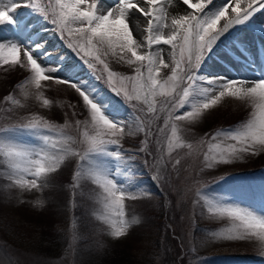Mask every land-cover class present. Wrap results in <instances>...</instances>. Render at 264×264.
I'll use <instances>...</instances> for the list:
<instances>
[{
  "label": "rangeland",
  "instance_id": "rangeland-1",
  "mask_svg": "<svg viewBox=\"0 0 264 264\" xmlns=\"http://www.w3.org/2000/svg\"><path fill=\"white\" fill-rule=\"evenodd\" d=\"M12 2L23 3L28 0H12ZM0 3L5 7L9 6V0H0ZM115 3L116 0H103L102 7L108 8L114 6ZM222 3L223 0H214L217 7ZM184 8L186 6L182 7L180 0H171L168 12L170 16H175L183 14ZM229 12L231 13V9ZM10 14L14 19L24 22L27 31H21L13 25H0L2 26L0 42H22L23 47L29 45L27 40H36L33 45L37 42L43 44L40 50L42 56L47 57L44 60L46 65L65 68L63 78H68L66 76L68 74L72 81L84 83L87 75L91 76V79L100 76L103 85L108 86L106 73L103 72V66L100 64L97 65L95 72L81 69L75 64L69 66V70L65 67L66 62H79L73 58L80 60L79 65L82 63L85 66L86 64L77 52L67 46V34L62 38L55 27L45 21L39 13L21 6ZM171 18H169V23ZM254 19L258 24L264 22V10L262 13H257ZM142 21L143 18H141L143 25ZM237 31L243 34L245 28ZM258 33V31L248 29L243 35L244 42L238 45L232 44L231 39L225 40L221 48L206 61L202 74L224 76L216 73L214 68L223 64L232 68L234 65H241L240 62L250 64L248 61L245 62L248 57L256 64L258 61L264 62V34L259 35ZM134 35L138 39H143L142 27L137 26ZM159 47L164 49L165 61L171 63L168 56L170 48L166 45ZM47 50L55 51V54L46 52ZM38 54L40 53H34L35 56ZM63 54L68 55L66 59ZM215 55H219L220 60ZM20 59L25 67L0 65V127L22 124L28 118L36 116L53 126L52 130L46 133L51 137L52 142H56L55 147L51 142L47 146L46 150L50 154H60L57 149L63 147L59 143L62 139L61 131L63 136H71L77 141L71 145L72 148L76 151H83L85 146L79 141L84 131L83 122L89 119L88 108L83 98L68 84L57 83L54 80L42 81L39 90L27 85L26 81L30 80L32 74L26 66V57L21 54ZM105 59L112 71L125 76L134 75L135 66H129L111 56ZM119 64L123 68L119 67ZM254 67L255 65L252 64V68ZM74 70L76 72L71 77ZM53 72L49 71L48 74L53 76ZM170 73V68H162L161 78H166ZM56 74L61 75L59 72ZM97 90V97L100 99L103 91L99 88ZM110 93L123 99L126 108L121 112L122 115L125 114L121 120L125 124V135L119 139L120 147L117 149L125 155L115 171H117L118 183L125 184L137 195L136 199H125L124 212L125 219H137L138 223L132 224L127 235L119 239L110 234L108 224L99 218L104 211L101 189L87 176H83L78 182L73 179L78 170V157H67L56 172L49 174L46 181L40 182L41 187L32 189H22L14 185L8 179L6 165L0 158V264H128V261L122 260L118 255V250H113L114 247L128 248L132 252L131 256L135 264H177L176 260L169 259V255L164 253L165 244L162 241L167 242L163 230L168 224L166 218L162 219L160 213L162 206L159 202L164 199V195L167 197L166 200H169L167 210H171L173 230L180 236L181 249L184 253L187 251L189 253L185 264H245L241 260L234 263L230 259L224 260L211 255L197 254L202 250L213 251L216 246L225 244L241 245L247 256L259 258L258 261L264 259V242L256 237L228 240L211 235L212 233H225L236 222L226 215H216L208 211L210 207L208 201L216 200L222 204L239 206L258 214L256 209L264 207V150H259L256 155L249 152L241 159L228 164H217L214 167H206L204 164V156L209 154L211 146L219 144L223 147L235 143L223 137L212 140V136L217 131L223 130L225 124L235 120L242 121L233 125V129L240 127L245 120L250 118L253 110L251 105L226 96L221 98L217 105L206 110L200 118L169 121L166 126L168 109L161 111V103L157 104L156 113L147 114L148 110L145 105L136 104L135 101L130 104L123 95L117 96L111 89ZM8 95L19 100L20 104H11L5 99ZM43 99H48L51 103L45 106ZM158 101L162 102L163 98H158ZM133 104H135V109ZM188 110H190V105H186L179 112ZM179 112L174 114H179ZM247 114L249 118L245 116ZM115 119L119 121L120 118L115 117ZM77 121L82 122L79 127L76 124ZM173 122L177 125L178 135L185 145L193 146L191 150L185 146L174 149L171 154L167 152V141L171 135ZM211 126L214 128L213 131L210 130ZM141 127L149 134L146 135L145 132L139 131ZM150 127L155 129L153 138L150 136ZM22 139L27 140L28 138L22 137ZM145 141H147V151H140ZM41 143L38 139L32 140L33 146ZM151 144L152 147L155 146L153 148L155 156L152 153ZM177 160L180 161L179 164L176 163ZM116 163L113 161V164ZM127 168L132 171L144 170L143 175H148L145 178L148 182H157L158 178L163 188L161 199L158 195L154 196L146 191L149 187L138 178L130 183L127 179L130 175ZM232 175H238V177ZM144 176L141 178L144 179ZM243 178L248 179L250 184L247 185ZM27 179H32V177H27ZM259 184L261 188L256 186ZM251 205L257 208L253 209ZM196 219L205 225L212 224L213 226L206 227V229L204 226L197 227L195 226ZM80 221L82 225L84 222L87 223L83 227L86 232L79 229L81 228ZM57 232L60 235L55 239L53 235L49 236ZM157 232L161 240L158 243L154 239ZM200 233H202V238ZM41 234H45L44 240L40 239ZM31 243H33V248L28 246ZM41 243L46 245L45 249L50 251L45 253L36 249L37 246H41ZM155 243L160 246L155 248ZM169 249L171 250V247ZM103 255H109L110 258L105 259ZM262 263L264 262L254 264Z\"/></svg>",
  "mask_w": 264,
  "mask_h": 264
},
{
  "label": "snow or ice",
  "instance_id": "snow-or-ice-1",
  "mask_svg": "<svg viewBox=\"0 0 264 264\" xmlns=\"http://www.w3.org/2000/svg\"><path fill=\"white\" fill-rule=\"evenodd\" d=\"M170 2L116 0L114 6L103 8V0H47L46 3L41 0L13 3L9 0L7 7L0 3V25H13L21 31H27L25 23L14 19L10 13L21 6L39 13L62 38L67 34V46L80 55L90 70L95 72L98 64L103 66L106 83L117 96L123 95L130 104L135 101L136 104L145 105L147 114L156 113L158 103H161V111L167 108L166 126L169 121L196 120L226 96L249 103L253 110L245 123L236 129L217 131L212 136V140L223 137L235 143L223 147L219 144L211 146L209 154L204 156V164L214 167L232 163L249 152L256 155L259 150H264V76L258 79H229L227 76L202 74V68L225 40L231 39L234 45L244 42L243 34L238 29L264 34V22L258 24L254 19L257 13L264 10V0H223L219 7L214 4V0H180L181 6H186L184 13L172 16L169 23ZM141 18L146 27L141 24ZM137 26L142 27L143 39L134 35ZM22 44L15 41L0 42V65L25 67L20 59L22 54L32 74L30 80L26 81L27 85L39 90L42 81L54 80L68 84L83 98L89 119L83 122L84 131L79 141L85 146L83 151L72 148L71 145L77 141L71 136H63L61 131L59 143L63 147L57 149L59 155L46 150L50 142L53 147L56 142H52L46 134L53 126L42 118L33 116L22 124L0 127V158L6 165L8 179L22 189L38 188L42 186L40 182L46 181L49 174L56 172L67 157H78L74 181L78 182L87 176L101 189L104 211L99 218L108 224L114 238L126 236L129 228L138 220L125 219L124 201L136 199L137 195L116 179L115 169H118L125 155L117 150L120 147L119 139L125 135V124L114 117L110 118V106L102 98L98 99L90 88L50 76L49 71L60 69L43 66L34 55L43 44L23 47ZM162 45L170 48L168 56L171 63L165 61L164 49L159 47ZM109 56L135 66L134 75L125 76L112 71L105 59ZM162 68L171 69L170 75L163 79ZM200 97L203 99H198ZM158 98H163V101H158ZM5 99L13 105L20 104L12 95ZM42 102L45 106L51 103L48 99ZM186 105H190V110L179 112ZM132 106L135 109V104ZM177 112L179 114H174ZM81 123L76 122L78 127ZM139 131L149 134L143 127ZM33 139L42 143L33 146ZM185 146L190 150L193 148L191 144L185 145L173 122L167 152L171 154L174 149ZM140 151H147V141ZM113 161L117 163L113 164ZM179 162L176 161L177 164ZM208 202L210 213L226 215L236 222L225 233L211 235L228 240L256 237L264 242V215L216 200Z\"/></svg>",
  "mask_w": 264,
  "mask_h": 264
},
{
  "label": "trees",
  "instance_id": "trees-1",
  "mask_svg": "<svg viewBox=\"0 0 264 264\" xmlns=\"http://www.w3.org/2000/svg\"><path fill=\"white\" fill-rule=\"evenodd\" d=\"M87 83H90L91 87L94 89L95 87L98 86V82L96 80H87ZM108 102L110 103H113V100H111L110 98H108ZM123 117V115L121 114L120 117ZM236 121V120H235ZM233 121L231 123H227L225 124L227 127L226 128H232L231 126H233L236 122ZM242 121V120H241ZM247 120H245L244 122H246ZM235 122V123H234ZM139 173H144L145 171L142 170V171H138ZM134 174H137V172H133ZM234 177H238V175H232ZM142 177V176H141ZM141 177H138L139 180L143 181L146 176H144V179L141 178ZM244 180V179H243ZM244 182L249 185L250 182H248V179H245ZM252 183V182H251ZM256 183H258L256 181ZM258 187H262L261 184L259 185H256ZM164 206V204H161ZM251 207L253 209H256L257 207H254L253 205H251ZM161 214L163 215V209L160 210ZM256 212L260 215H264V208H259V209H256ZM170 214H171V210H167V216L169 218V220L171 221V218H170ZM163 217V216H162ZM174 223V222H172ZM84 224H87L86 222H84ZM82 225L81 221H80V227L79 229L84 230L83 227H85L86 225ZM88 226V225H87ZM195 226L197 227H202L204 226V229H206V227H211L213 226L212 224H208L205 226V224L201 223V221L199 219H196V223H195ZM198 230V229H196ZM201 230V229H199ZM165 232V241L167 243H165L164 241H162L164 244H165V254H168L169 255V259H174L177 261V257L181 254V246L180 244L177 242L176 238L171 236L170 235V232H169V229L166 227L165 230H163ZM86 232V231H85ZM57 237L58 235H60L58 232L57 233H53V234H50L49 236L50 237ZM45 234H41L40 235V239L44 240L45 238ZM200 237L202 238V233H200ZM199 237V238H200ZM156 241L155 242H160L161 240L159 239V232H157V235H155V238H154ZM203 240V239H202ZM153 244V243H152ZM159 244H154L155 248L156 246H158ZM29 246H32L33 247V243L29 244ZM160 246V245H159ZM171 247V250L169 249ZM46 248V245H43L41 243V246H37L36 249H40L42 250L43 252L47 253L48 251H50L49 249H45ZM113 250H118V255L121 256V259L122 260H126L128 261V264H135L134 263V260H133V257L131 256V253L130 250L128 248H124V247H114ZM174 251V253H173ZM200 254H206V256H213L215 258H222L224 260H233L234 263H238L239 260L241 261H244L245 264H254L255 262H259L258 259L259 258H254V257H251V256H247L246 253L243 251V247L241 245H234V244H225V245H222V246H216L214 248V250L212 251H205V250H202V251H199ZM188 251L186 254H184V257L181 258L180 260L177 261L178 264H185L187 262V259H188ZM105 256V255H103ZM146 256V255H145ZM105 259H109V255L108 256H105L104 257ZM165 262H167L165 260ZM110 264H113V263H110ZM264 264V263H263Z\"/></svg>",
  "mask_w": 264,
  "mask_h": 264
},
{
  "label": "bare ground",
  "instance_id": "bare-ground-1",
  "mask_svg": "<svg viewBox=\"0 0 264 264\" xmlns=\"http://www.w3.org/2000/svg\"><path fill=\"white\" fill-rule=\"evenodd\" d=\"M171 16H170V13H169V18H171ZM142 23H143V27H146V23H144V21H142ZM247 31H248V29H245V32L244 33H247ZM244 33H243V35H244ZM258 34L261 35L260 32ZM258 34H257V36H258ZM218 56H216V57L220 60V57H218ZM257 57H258V55H257ZM263 59H264V56H263ZM225 60L227 61V59H225ZM245 60H246V58H245ZM247 61L250 64H246V63H243L242 64V62H240L241 65L237 64V65H234L232 68H228L225 64H223L222 66L219 65V66H217V67L214 68V71L216 73H220V74H222L224 76H227L229 79H234V78H238V77L248 78V79H258V78H261L262 76H264V62H262V61L259 62L258 61V63L256 64L249 57L247 58V60L245 62H247ZM252 64L255 65L254 68H252ZM248 66H250V67H248Z\"/></svg>",
  "mask_w": 264,
  "mask_h": 264
}]
</instances>
